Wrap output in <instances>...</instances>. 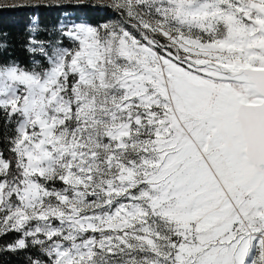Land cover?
<instances>
[{
	"label": "snow or ice",
	"instance_id": "snow-or-ice-1",
	"mask_svg": "<svg viewBox=\"0 0 264 264\" xmlns=\"http://www.w3.org/2000/svg\"><path fill=\"white\" fill-rule=\"evenodd\" d=\"M0 10V264H264V0Z\"/></svg>",
	"mask_w": 264,
	"mask_h": 264
},
{
	"label": "trees",
	"instance_id": "trees-1",
	"mask_svg": "<svg viewBox=\"0 0 264 264\" xmlns=\"http://www.w3.org/2000/svg\"><path fill=\"white\" fill-rule=\"evenodd\" d=\"M112 13L113 11L109 9L88 8L84 9L81 14L86 15L93 24H96L98 23L99 19H103ZM30 15V13L25 12L0 10V27H2L6 31L11 32L14 35L19 34L24 30L26 24L28 23V17ZM59 15L61 14L55 11H44L41 13L42 19L45 23H54ZM17 55H19L21 59H28V57L19 50H17ZM13 264H18V262L13 261Z\"/></svg>",
	"mask_w": 264,
	"mask_h": 264
},
{
	"label": "rangeland",
	"instance_id": "rangeland-1",
	"mask_svg": "<svg viewBox=\"0 0 264 264\" xmlns=\"http://www.w3.org/2000/svg\"><path fill=\"white\" fill-rule=\"evenodd\" d=\"M96 3L98 4H107L110 2V0H95ZM117 18L115 13L113 12L112 14L108 15L107 17L103 18V19H99L98 20V23H103L105 22L106 20H109V19H115Z\"/></svg>",
	"mask_w": 264,
	"mask_h": 264
}]
</instances>
